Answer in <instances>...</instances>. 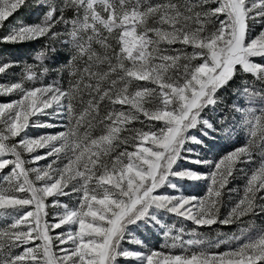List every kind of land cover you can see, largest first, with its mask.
<instances>
[{"label":"snow or ice","instance_id":"1","mask_svg":"<svg viewBox=\"0 0 264 264\" xmlns=\"http://www.w3.org/2000/svg\"><path fill=\"white\" fill-rule=\"evenodd\" d=\"M32 43L0 56V264H264V0H0V45Z\"/></svg>","mask_w":264,"mask_h":264},{"label":"rangeland","instance_id":"2","mask_svg":"<svg viewBox=\"0 0 264 264\" xmlns=\"http://www.w3.org/2000/svg\"><path fill=\"white\" fill-rule=\"evenodd\" d=\"M28 11L33 12L31 9H25V13L27 14ZM14 23H16L14 21ZM5 79L10 83L9 77H0V83H4ZM15 96H3L0 95V102H8L11 99H15ZM63 128L60 129H33L31 131V135L32 136H38L40 135L42 132H56V131H63ZM237 136L239 137V142H245V136L243 133H236ZM223 141L217 140L214 141L211 145V150L206 152V158L211 159V158H218L220 155H222L226 148L223 147ZM43 151V150H41ZM41 164H43L44 162L41 161ZM188 167H195L197 168V170L202 171V172H207L208 169L207 168H200L199 166H194V165H187ZM243 183H244V179L243 177H238L236 181L233 182V184L231 185V187H236V188H241L243 187ZM183 184L185 185V190H186V194H191V195H204L206 192V184L204 182H190V181H184ZM171 191V190H170ZM62 202L64 203H68L69 206H74L75 205V201L74 200H68L67 198H61ZM165 222L169 225L171 224H175L176 228H179L181 226H184L186 228H191L194 227L193 225H191V222H181L176 220L173 217H167L165 218ZM260 220H257V223H260ZM0 226H2V222H0ZM58 231V230H57ZM202 232H204L205 235H207V231L202 229L200 230ZM217 231H222L224 232L226 235H232L233 233H235L237 231V229L233 226H221L219 229H217ZM142 239L145 240V243L147 245L148 248L151 249H155V250H160V251H165L167 252L169 249L164 248L163 245L165 243V239L161 234V231L159 229H155V230H144L142 229L139 233H137ZM127 246V245H126ZM133 247H138V246H133ZM224 250V247L222 246L221 249H219L218 251H222Z\"/></svg>","mask_w":264,"mask_h":264},{"label":"trees","instance_id":"3","mask_svg":"<svg viewBox=\"0 0 264 264\" xmlns=\"http://www.w3.org/2000/svg\"><path fill=\"white\" fill-rule=\"evenodd\" d=\"M23 10L20 15L17 17V20L22 19L24 22H35L37 19V15H34L33 12L28 11L26 14ZM16 22V21H15ZM14 23V21H13ZM41 49V44L40 43H32L30 45L26 46H11V45H0V56H3L4 58L7 59H19L22 60L26 63H32L33 62V57L36 51H39ZM68 56L67 55H62L59 57V59L56 61V70H59L66 62H67ZM13 72L16 73V75H12L10 73L8 75L10 82H14L17 80L21 74V69L16 68L13 69ZM56 78V72L51 71L46 79L50 82L52 79ZM239 137L237 136L236 133L233 134V139L232 141L229 142H223V147L226 148V145L228 143H233L236 144V146H239L240 144L244 142H239ZM202 230V229H201Z\"/></svg>","mask_w":264,"mask_h":264}]
</instances>
